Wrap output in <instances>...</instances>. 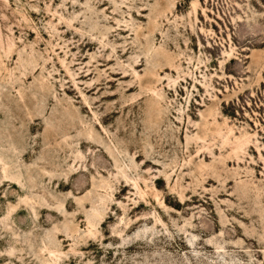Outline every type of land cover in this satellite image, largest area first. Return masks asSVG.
Wrapping results in <instances>:
<instances>
[{
	"label": "rangeland",
	"instance_id": "rangeland-1",
	"mask_svg": "<svg viewBox=\"0 0 264 264\" xmlns=\"http://www.w3.org/2000/svg\"><path fill=\"white\" fill-rule=\"evenodd\" d=\"M0 264H264V0H0Z\"/></svg>",
	"mask_w": 264,
	"mask_h": 264
}]
</instances>
